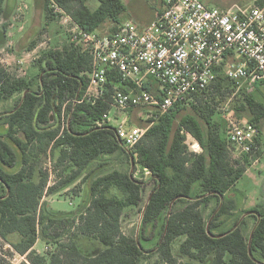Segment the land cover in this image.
Masks as SVG:
<instances>
[{
    "label": "trees",
    "instance_id": "trees-1",
    "mask_svg": "<svg viewBox=\"0 0 264 264\" xmlns=\"http://www.w3.org/2000/svg\"><path fill=\"white\" fill-rule=\"evenodd\" d=\"M53 1L87 31L106 20L114 23L110 29L114 31L126 9L122 0H98L94 10L87 6L88 0ZM42 4L47 21L59 17L50 0ZM3 13L0 0V18ZM90 63V54L72 41L42 52L34 62L37 72L28 77L10 72L0 61V105L14 103L0 113V123L7 126L0 134V237L28 264H142L150 251L142 240H151L142 231L150 227L157 228L156 264H264V209L255 207L237 215L233 199L226 198L262 150L232 154L233 146L216 118L220 102L237 88L223 67L187 104L174 103L156 120L144 121L145 126L151 124L136 144L126 148L113 126L96 125L109 109L115 78H109L105 96L94 104L76 102L87 87ZM238 92L236 110L249 113L248 120L260 135L264 82L251 92ZM188 134L200 144V153L190 150ZM8 139L20 150V167L14 172L4 169L18 160ZM255 142L260 146L259 137ZM47 153L57 171L52 184H48L49 171L35 165L36 158ZM111 157L120 162L119 168L106 169ZM136 166L142 175L147 171L145 180L133 176ZM91 174L75 209L55 210L42 202L44 195L67 190ZM147 180L154 185L144 210L145 203L139 208L141 239L137 241L122 232L121 222L126 208L140 206ZM211 203L214 206L206 216ZM248 219L254 220V226L246 234ZM38 240L54 245V251L36 252ZM83 240L94 249L85 248Z\"/></svg>",
    "mask_w": 264,
    "mask_h": 264
},
{
    "label": "built area",
    "instance_id": "built-area-1",
    "mask_svg": "<svg viewBox=\"0 0 264 264\" xmlns=\"http://www.w3.org/2000/svg\"><path fill=\"white\" fill-rule=\"evenodd\" d=\"M160 3L149 24L124 21L109 32L87 31L53 0L49 4L71 23L70 41L91 57L87 87L76 102L94 104L105 96L109 78L116 79L109 109L96 125L113 126L126 148L136 144L151 124L142 128L128 124L130 111L143 108L145 121L156 120L174 103L187 104L193 93L207 88L219 67L237 90L251 92L264 82V0L225 10L200 0ZM225 133L240 153L260 148L255 142L258 129L249 120L230 122ZM187 143L191 151H202L189 134Z\"/></svg>",
    "mask_w": 264,
    "mask_h": 264
},
{
    "label": "rangeland",
    "instance_id": "rangeland-1",
    "mask_svg": "<svg viewBox=\"0 0 264 264\" xmlns=\"http://www.w3.org/2000/svg\"><path fill=\"white\" fill-rule=\"evenodd\" d=\"M204 4L217 7L218 9L224 8L226 6H240L249 7L255 3V0H200ZM125 4V11L120 15V23L126 20L132 21L139 26L150 22L153 18L156 10L161 6L160 0H122ZM2 4L6 5L5 12L0 18L2 20L10 18L9 23V35L7 41H11L13 47L12 49L6 48L0 53V61L4 64L10 72L16 73L21 76H30L37 72V68L34 66V62L40 56V54L48 49L62 48L65 44L70 41L71 23L69 21H64L63 16L47 21L45 17V11L43 10L42 0H2ZM87 6L94 10L98 7V0H88L86 2ZM119 23V24H120ZM114 23L110 20L103 22L96 30L100 32H109ZM118 25V24H117ZM2 27L0 26V29ZM1 39V37H0ZM1 41V40H0ZM34 41V45L30 43ZM4 42V43H5ZM0 42V50L2 48ZM21 61V62H19ZM239 92L236 89L235 92L226 100L221 101L219 104V110L216 114V118L221 121L223 131H226L227 126L230 122H238L248 120L250 115L247 112H238L235 107V95ZM257 98L263 100L260 93L256 94ZM241 98V96H240ZM14 105L13 101L3 103L0 105V113L2 111L8 110ZM133 115L128 114V124H134L135 126L142 128V123L145 121V109L137 108L135 109ZM7 126L0 123V134L4 135ZM260 128L262 130V138L260 137V149H264V119L260 121ZM12 148L15 150L18 160L14 167L4 169L8 172H14L20 167V150L13 142L8 139ZM240 151L234 146L232 147V154L237 157ZM241 154V153H240ZM108 165L107 170L111 168H119L120 162L116 160L115 157H111L106 160ZM52 157L47 153L46 155H39L36 158L35 165L37 168L42 167L49 171V183L52 184L57 180V171H53ZM134 168H132V171ZM94 176L88 175V177L82 181L80 178L67 190L53 195H44L42 197V202L47 203L52 209L70 211L77 207L80 203L83 193V188H86ZM133 176L139 180H145L147 176V171L144 175L140 173L139 166H136V170ZM154 183L147 180L143 187L142 192V202L139 207L136 208H126L122 216L121 230L124 234L135 237L137 241L141 238L139 236L140 231V218L141 213L139 208L146 202L149 193L153 188ZM76 188V189H74ZM73 190H77L78 193L75 195ZM2 192V190H0ZM88 197V194H87ZM226 198H232L234 201L233 211L240 214L242 210H250L252 208L260 209L261 205L264 204V154L255 160L243 174L242 177L237 181L236 185L227 193ZM214 204L206 209L205 215L207 216ZM245 214V213H244ZM248 215V214H246ZM245 215V216H246ZM244 216V217H245ZM254 220L248 219V229L246 234L249 233L251 227L254 226ZM150 227H146L142 231V236L145 238H151V240H142V244L145 249H150L148 255L142 261V264H156V255L154 254V246L157 238V228L151 230ZM155 232V234H152ZM64 239H66V234H64ZM83 246L89 250H93V246H89V241H82ZM36 252L40 254H47L48 252L54 251V245L44 243L39 240L37 244L34 245ZM174 253H177V246L173 249ZM26 258L20 255L11 248L9 243L0 237V264H28L26 263ZM183 262V261H180ZM164 264V263H160Z\"/></svg>",
    "mask_w": 264,
    "mask_h": 264
},
{
    "label": "crops",
    "instance_id": "crops-1",
    "mask_svg": "<svg viewBox=\"0 0 264 264\" xmlns=\"http://www.w3.org/2000/svg\"><path fill=\"white\" fill-rule=\"evenodd\" d=\"M2 7H3V9H4V12H5V9H6V5L4 4H2ZM230 6H226V7H224V8H221L222 10H225V9H227V8H229ZM160 9V7L156 10V12H155V14H154V16H153V18L151 19V21L155 18V16H156V14H157V12H158V10ZM3 16V15H2ZM1 16V17H2ZM64 18V17H63ZM9 20H10V18L9 17H7V19H5V20H2V19H0V26L1 27H3V25H5L6 27H5V29H3L2 30V28L0 29V37H1V46H2V48H1V50H0V53L1 52H3L6 48H8L9 47V49H12V47H13V45H12V43H11V41H7V42H5V40H8V36H10L9 35V27L11 26L10 25V23H9ZM51 21V20H50ZM126 21H128V20H126ZM150 21V22H151ZM150 22H148V23H146V24H149ZM144 25V24H143ZM5 42V43H4ZM134 110H132V111H130L129 113H130V115H133L134 114V112H133ZM142 126L144 127L145 126V122H143L142 123ZM260 127V126H259ZM260 137H261V140H262V142H263V138H262V130H261V128H260ZM259 137V138H260ZM264 154V149H263V151H262V155ZM261 155V156H262ZM260 156V157H261ZM257 161V160H256ZM249 168V167H248ZM247 168V169H248ZM247 171V170H246ZM245 171V172H246ZM261 209H264V204L263 205H261V207H260ZM39 241V240H38ZM38 241L36 242V244L38 243Z\"/></svg>",
    "mask_w": 264,
    "mask_h": 264
},
{
    "label": "water",
    "instance_id": "water-1",
    "mask_svg": "<svg viewBox=\"0 0 264 264\" xmlns=\"http://www.w3.org/2000/svg\"><path fill=\"white\" fill-rule=\"evenodd\" d=\"M24 95H25V93L23 94V96H24ZM132 166H133V162H132ZM130 176H132V169H131V171H130ZM150 196H151V194L148 196V198H147V200H146V202H145V204H144L143 210H144V208H145V206H146V204H147V202H148ZM220 198L222 199L221 196H220ZM172 203H173V202H171V203L169 204V208L171 207ZM142 213H143V212H142ZM249 213H250V212L243 214V215L240 217V219H239V221L237 222V224L234 226V228L237 227V226L239 225V223L241 222V220L244 218V216H245L246 214H249ZM141 216H142V214H141ZM140 221H141V218H140ZM234 228H233V229H234ZM253 229H254V228H253ZM253 229L251 230L250 238H251V235H252ZM207 231H208V226H207Z\"/></svg>",
    "mask_w": 264,
    "mask_h": 264
}]
</instances>
